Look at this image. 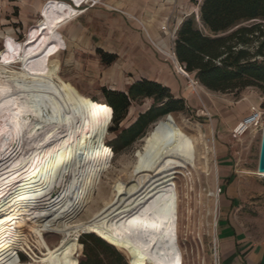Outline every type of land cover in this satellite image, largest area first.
Masks as SVG:
<instances>
[{
    "label": "bare ground",
    "instance_id": "6f19581e",
    "mask_svg": "<svg viewBox=\"0 0 264 264\" xmlns=\"http://www.w3.org/2000/svg\"><path fill=\"white\" fill-rule=\"evenodd\" d=\"M58 1L46 0L25 39L0 51V264H23L19 252L28 264H78L84 232L124 251L129 264H183L175 180L186 160L156 164L89 220L68 223L107 169L101 144L112 110L82 98L41 57L64 21L78 13ZM72 1L79 6L83 0ZM16 63L19 72L12 71ZM25 233L35 236L39 257ZM45 234L59 241L50 247Z\"/></svg>",
    "mask_w": 264,
    "mask_h": 264
},
{
    "label": "rangeland",
    "instance_id": "374dc122",
    "mask_svg": "<svg viewBox=\"0 0 264 264\" xmlns=\"http://www.w3.org/2000/svg\"><path fill=\"white\" fill-rule=\"evenodd\" d=\"M45 1L0 0V51L7 42H22L25 39L26 34L40 20L39 10ZM191 1L196 3L195 0ZM196 4L199 5L198 2ZM69 22L71 24L68 26ZM108 23L110 20L101 14L98 7L65 20L41 54L54 77L75 89L82 98L103 104V89L126 92L131 84L140 80L173 85L176 84L173 77L178 80L180 93L188 90L192 97L189 98L190 106L186 107L185 112L161 118L148 128L144 137L127 149L120 150L115 145L118 133L109 130L111 124L108 126L101 144V150L111 155L109 157L106 154L107 169L100 177L92 199L68 223L89 220L104 204L132 186L153 166L164 160L177 159L187 161L186 168L179 170L175 180L180 201L178 243L183 254V264H221L220 260L217 261L220 253L217 259L214 256V246L219 252V208L224 188L228 184L236 188L233 195L237 197V205L240 206L237 213L240 229L250 233L254 243L263 244L264 178L256 175L261 131L250 130L234 138L232 130L253 109H260L264 113V96L254 88L244 89L237 94L209 92L195 82L192 75L181 74L169 54L168 57L157 53L156 61L151 63L113 62L105 65L98 52L85 49L80 51L77 41L70 38L74 29L76 31L81 28L83 32L87 25L90 30L100 33L102 29H107ZM178 67L182 69L179 64ZM11 68L19 72L21 66L16 63ZM180 78L184 84L180 83ZM151 105L152 100L132 103L119 130L129 127ZM212 148L215 155L210 152ZM220 150H225L226 156L223 159L228 160L226 164L230 166L225 174L230 179L228 184L221 174L223 164L219 158ZM218 189L221 190L219 196L216 195ZM85 234L88 233L84 232L78 237L79 243ZM25 236L39 257L40 249L35 236L29 233H25ZM44 236L50 247L59 241L58 236ZM114 250L118 255L99 252L102 264H118L119 258L129 264L124 251ZM18 258L23 264L30 263L26 253L19 252ZM76 259L78 264L84 260L83 247Z\"/></svg>",
    "mask_w": 264,
    "mask_h": 264
},
{
    "label": "trees",
    "instance_id": "16d2710c",
    "mask_svg": "<svg viewBox=\"0 0 264 264\" xmlns=\"http://www.w3.org/2000/svg\"><path fill=\"white\" fill-rule=\"evenodd\" d=\"M198 6L199 21L185 19L175 35L177 63L209 92L237 94L254 88L264 96V0H200ZM97 52L105 65L114 62L115 56ZM102 93L112 110L109 130L118 133L114 143L120 150L144 137L161 118L186 110L182 98L154 81H137L126 92L103 89ZM141 100H152V105L129 127L119 130L131 104ZM80 244L84 260L79 264H102L99 252L118 255L93 234L82 236ZM118 264L126 263L119 258Z\"/></svg>",
    "mask_w": 264,
    "mask_h": 264
},
{
    "label": "crops",
    "instance_id": "0c3cea01",
    "mask_svg": "<svg viewBox=\"0 0 264 264\" xmlns=\"http://www.w3.org/2000/svg\"><path fill=\"white\" fill-rule=\"evenodd\" d=\"M85 1L83 0L79 6L72 0L58 2L75 8L78 13L83 11L88 13L98 7L110 23L107 29H102L100 33L90 30L87 25L83 32L81 28L76 31L74 29L70 33V38L77 41L80 51L85 49L96 53L99 50L115 56L114 62L119 64L151 63L156 61L157 53L170 55L173 49L171 36L175 39L183 21L190 17L199 21V6L191 0H87V3ZM195 1L200 3V0ZM184 15L187 17L184 18ZM115 18L120 19L121 22ZM70 24L71 22L67 25ZM172 59L178 65L175 56ZM173 79L176 84L164 86L169 88L174 97L182 98L186 107H189L191 94L188 90L180 93L178 80L174 77ZM180 83L184 84L182 78ZM225 156V150H220L219 158L222 159L223 164L221 174L227 179L228 184L230 179L225 174L230 166L226 164L228 160L223 159ZM234 187L228 184L220 201L218 222L220 262L221 264H264V243H254L251 234L240 229L237 215L240 206L237 205V197L233 195V191L236 190Z\"/></svg>",
    "mask_w": 264,
    "mask_h": 264
},
{
    "label": "built area",
    "instance_id": "2783aa9c",
    "mask_svg": "<svg viewBox=\"0 0 264 264\" xmlns=\"http://www.w3.org/2000/svg\"><path fill=\"white\" fill-rule=\"evenodd\" d=\"M186 17L187 16L184 15V18H186ZM164 29L165 28H162V30H164ZM171 41L173 44V41H174L173 36H171ZM170 56L171 57L174 56L173 49H171ZM263 116H264V113L260 109H253L244 119H242L240 122H238V124L233 128V130H232L233 137L237 138L239 136H242L250 130L259 129L262 132V129L264 127V125H262ZM220 192H221V190L218 189L216 195L219 196ZM218 254H219V252L217 250V247L214 246V256L216 259L218 257ZM219 260L220 259L218 258L217 261H219Z\"/></svg>",
    "mask_w": 264,
    "mask_h": 264
},
{
    "label": "water",
    "instance_id": "95a60500",
    "mask_svg": "<svg viewBox=\"0 0 264 264\" xmlns=\"http://www.w3.org/2000/svg\"><path fill=\"white\" fill-rule=\"evenodd\" d=\"M257 172L264 174V127L261 132Z\"/></svg>",
    "mask_w": 264,
    "mask_h": 264
}]
</instances>
